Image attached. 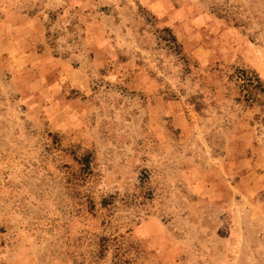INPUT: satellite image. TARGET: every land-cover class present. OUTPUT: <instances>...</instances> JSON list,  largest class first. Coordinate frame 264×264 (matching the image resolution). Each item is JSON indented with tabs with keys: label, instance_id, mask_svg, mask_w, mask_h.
I'll use <instances>...</instances> for the list:
<instances>
[{
	"label": "rangeland",
	"instance_id": "374dc122",
	"mask_svg": "<svg viewBox=\"0 0 264 264\" xmlns=\"http://www.w3.org/2000/svg\"><path fill=\"white\" fill-rule=\"evenodd\" d=\"M119 263L264 264V0H0V264Z\"/></svg>",
	"mask_w": 264,
	"mask_h": 264
},
{
	"label": "trees",
	"instance_id": "16d2710c",
	"mask_svg": "<svg viewBox=\"0 0 264 264\" xmlns=\"http://www.w3.org/2000/svg\"><path fill=\"white\" fill-rule=\"evenodd\" d=\"M163 31L170 33V30L168 28L164 29ZM167 40L169 41V43H173V45H176V39L171 35L170 38H167ZM235 80L239 83V87L241 89V95L243 96V99L246 102H254L255 101V96H254V91L256 89H261L263 86V84L261 83L260 79L257 77H254L253 74L245 71V70H238L235 73ZM90 155H87L84 157V159H82L81 161H84V165L86 167L90 166ZM106 240H109V238L107 237H102L101 241H100V247H101V252L105 253L106 251H108L109 246L107 243H104V241L106 242ZM120 264V263H119Z\"/></svg>",
	"mask_w": 264,
	"mask_h": 264
}]
</instances>
